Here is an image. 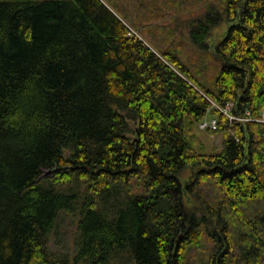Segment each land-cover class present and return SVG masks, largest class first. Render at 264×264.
<instances>
[{"label": "trees", "instance_id": "obj_1", "mask_svg": "<svg viewBox=\"0 0 264 264\" xmlns=\"http://www.w3.org/2000/svg\"><path fill=\"white\" fill-rule=\"evenodd\" d=\"M121 1L0 0V264H54L62 215L73 262L264 264V123L222 111L264 117V0H205L161 52Z\"/></svg>", "mask_w": 264, "mask_h": 264}, {"label": "rangeland", "instance_id": "obj_2", "mask_svg": "<svg viewBox=\"0 0 264 264\" xmlns=\"http://www.w3.org/2000/svg\"><path fill=\"white\" fill-rule=\"evenodd\" d=\"M214 1V0H213ZM216 0L213 2L212 12L219 15H225V9ZM115 11L117 14L126 22V24L131 29L133 34L143 37L152 47L158 51H163L165 48L161 45L168 44V40L160 41L164 36L167 38V28H170L171 32H174L175 27L174 20L178 19L189 20L193 19H204V12L208 10L205 0H145L142 4L136 0H122L116 4ZM223 17V16H222ZM182 23V22H181ZM183 24V23H182ZM177 31L178 45L181 52L188 54L189 61L198 62L203 57L205 61L212 60V47H209L207 52L203 53L201 49L197 48L196 53L188 47L190 42L188 40V30L182 28V26L176 27ZM226 25L223 22L215 30L216 40L218 41L219 35L223 32ZM181 31V32H179ZM214 41V40H213ZM212 44L215 43V41ZM209 42L207 43V45ZM158 47L163 48L159 50ZM188 51V52H187ZM214 119L213 117H208L207 121ZM196 135L199 137L200 142L205 146L206 151L212 152L213 150H220L222 148L223 137L220 132H207L201 131L198 128L195 129ZM50 174V173H49ZM47 171L43 172V175H49ZM75 229V224L72 222L71 218L66 215H62L59 218L57 226L53 233L50 235L49 251L53 255L54 264H62L57 259H62L63 257L69 256L68 264H86L83 261L73 262L72 253L73 252V232Z\"/></svg>", "mask_w": 264, "mask_h": 264}, {"label": "built area", "instance_id": "obj_3", "mask_svg": "<svg viewBox=\"0 0 264 264\" xmlns=\"http://www.w3.org/2000/svg\"><path fill=\"white\" fill-rule=\"evenodd\" d=\"M232 104H228L225 110H222L224 114H226L228 116V118L230 120H241V121H257V122H261L264 123V117L260 118V119H254L250 117L249 112L246 113L245 118H236L235 116L231 115V110H232ZM199 128L201 130H206V129H210L212 131H215L217 129V122L216 120H211L209 122H202L199 125Z\"/></svg>", "mask_w": 264, "mask_h": 264}, {"label": "water", "instance_id": "obj_4", "mask_svg": "<svg viewBox=\"0 0 264 264\" xmlns=\"http://www.w3.org/2000/svg\"><path fill=\"white\" fill-rule=\"evenodd\" d=\"M223 66H226V65H223ZM50 173V171H47V174H49Z\"/></svg>", "mask_w": 264, "mask_h": 264}]
</instances>
